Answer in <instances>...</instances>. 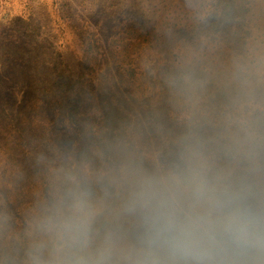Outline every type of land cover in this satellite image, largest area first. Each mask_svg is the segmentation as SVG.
<instances>
[{"label": "rangeland", "instance_id": "obj_1", "mask_svg": "<svg viewBox=\"0 0 264 264\" xmlns=\"http://www.w3.org/2000/svg\"><path fill=\"white\" fill-rule=\"evenodd\" d=\"M0 264H264V0H0Z\"/></svg>", "mask_w": 264, "mask_h": 264}]
</instances>
